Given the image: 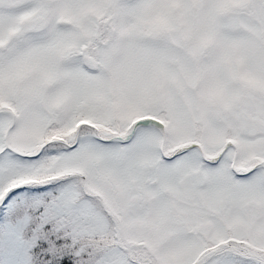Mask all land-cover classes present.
Wrapping results in <instances>:
<instances>
[{
	"label": "snow or ice",
	"instance_id": "snow-or-ice-1",
	"mask_svg": "<svg viewBox=\"0 0 264 264\" xmlns=\"http://www.w3.org/2000/svg\"><path fill=\"white\" fill-rule=\"evenodd\" d=\"M0 264H264V0H0Z\"/></svg>",
	"mask_w": 264,
	"mask_h": 264
}]
</instances>
